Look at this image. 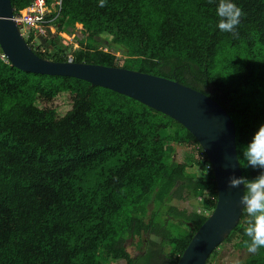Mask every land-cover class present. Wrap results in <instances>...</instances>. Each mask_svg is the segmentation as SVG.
<instances>
[{"label": "trees", "instance_id": "obj_1", "mask_svg": "<svg viewBox=\"0 0 264 264\" xmlns=\"http://www.w3.org/2000/svg\"><path fill=\"white\" fill-rule=\"evenodd\" d=\"M30 2L11 0L14 13ZM219 2L61 0L54 23L74 34L73 61L175 79L216 100L234 121L242 176L252 178L258 170L243 145L264 124V0H235L243 15L234 32L217 27ZM32 37L39 56L69 58L54 36L35 47ZM62 95L70 105L59 110ZM176 143L190 146L194 161L174 159ZM193 163L202 175L187 171ZM208 163L169 115L83 79L23 71L0 49V264H177L209 214L170 202L204 196L203 209L213 210ZM248 219L243 208L223 241L232 249L247 250ZM135 237L132 256L126 242ZM240 264H264V247Z\"/></svg>", "mask_w": 264, "mask_h": 264}, {"label": "water", "instance_id": "obj_2", "mask_svg": "<svg viewBox=\"0 0 264 264\" xmlns=\"http://www.w3.org/2000/svg\"><path fill=\"white\" fill-rule=\"evenodd\" d=\"M13 16L11 0H0V49L10 64L26 72L76 77L119 92L169 115L194 135L211 164L217 199L177 264H206L243 210V185L228 183L231 175L242 176L230 114L206 93L175 79L121 66L43 58L27 43Z\"/></svg>", "mask_w": 264, "mask_h": 264}, {"label": "clouds", "instance_id": "obj_3", "mask_svg": "<svg viewBox=\"0 0 264 264\" xmlns=\"http://www.w3.org/2000/svg\"><path fill=\"white\" fill-rule=\"evenodd\" d=\"M104 2L105 0H100V5L103 6ZM216 12L220 17L217 27L227 32L236 30L243 15V10L235 0H220ZM243 157L246 165L258 170V174L252 178L233 174L228 183L231 187L243 185L240 202L248 214L245 232L250 238L245 244L248 252L255 253L264 247V124H261L243 145Z\"/></svg>", "mask_w": 264, "mask_h": 264}, {"label": "rangeland", "instance_id": "obj_4", "mask_svg": "<svg viewBox=\"0 0 264 264\" xmlns=\"http://www.w3.org/2000/svg\"><path fill=\"white\" fill-rule=\"evenodd\" d=\"M76 27L80 28V25L76 24ZM23 30H25L24 36L26 37L30 32L29 27L25 26ZM32 32H33L32 44L34 45V47L42 42H45V40H48L49 37L52 36H54L53 39L57 47L66 45L67 47L66 52L70 56H71L70 52L73 51V49H76V47L78 46L74 38V34L69 35L62 31H59L55 23H53L51 26L47 28H44V30L41 32L36 30H33ZM75 35L81 36L82 34L79 32V30H77L75 32ZM98 40H99V46L105 49L108 44L106 36L99 37ZM117 55L121 56L120 53H117ZM120 62L122 63V58L120 59ZM53 104H55L59 110H63L70 105V101L67 95H62V96H58L54 100ZM174 147H175V152L173 157L176 160L189 159L191 161H194V158H196L197 156L190 146L176 143L174 144ZM187 171L202 175L194 163L188 166ZM203 198L204 196H200L194 199H185V200L174 199L170 203L176 205L179 208H186L187 210L190 211L197 210V211H202L206 214H210L211 211L209 212L203 209L202 206ZM149 207L150 208L152 207V203L149 204ZM150 237L158 241L157 237L155 236H150ZM126 248L132 256L137 255L140 252L138 238L137 237L129 238L126 242ZM248 253L249 252L246 249H232L229 246V244L223 242L213 252L211 261L208 264H240V262L247 256ZM119 262H124V260H116L113 262V264H118Z\"/></svg>", "mask_w": 264, "mask_h": 264}, {"label": "built area", "instance_id": "obj_5", "mask_svg": "<svg viewBox=\"0 0 264 264\" xmlns=\"http://www.w3.org/2000/svg\"><path fill=\"white\" fill-rule=\"evenodd\" d=\"M60 1L61 0H57L48 3L47 0H31L24 12L14 13L13 17L19 25L23 36L25 33V30H23L25 26L29 27V31L36 30L40 32L43 31L44 28L51 26L56 17L55 13H57L60 8ZM28 36L29 34L26 37ZM32 39L30 41L31 43H33ZM69 59H72L71 56H69ZM206 167L211 168L210 162Z\"/></svg>", "mask_w": 264, "mask_h": 264}]
</instances>
